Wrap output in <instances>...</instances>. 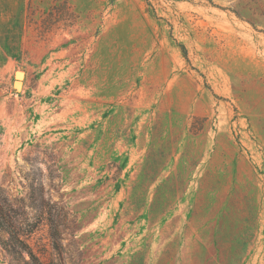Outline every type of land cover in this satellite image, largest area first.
I'll list each match as a JSON object with an SVG mask.
<instances>
[{"label": "rangeland", "instance_id": "1", "mask_svg": "<svg viewBox=\"0 0 264 264\" xmlns=\"http://www.w3.org/2000/svg\"><path fill=\"white\" fill-rule=\"evenodd\" d=\"M28 251L264 264V0H0V264Z\"/></svg>", "mask_w": 264, "mask_h": 264}, {"label": "bare ground", "instance_id": "2", "mask_svg": "<svg viewBox=\"0 0 264 264\" xmlns=\"http://www.w3.org/2000/svg\"><path fill=\"white\" fill-rule=\"evenodd\" d=\"M22 76H23L22 73H18V71L16 72V74H15V81H17V82L15 83V87H17V88H20L21 87L22 82L19 81V80L22 78Z\"/></svg>", "mask_w": 264, "mask_h": 264}, {"label": "trees", "instance_id": "3", "mask_svg": "<svg viewBox=\"0 0 264 264\" xmlns=\"http://www.w3.org/2000/svg\"><path fill=\"white\" fill-rule=\"evenodd\" d=\"M25 248H26V247H25ZM28 254H29V256H30V260L32 261V263L37 264V261H36L35 257L32 255V253H31L30 251H28Z\"/></svg>", "mask_w": 264, "mask_h": 264}, {"label": "water", "instance_id": "4", "mask_svg": "<svg viewBox=\"0 0 264 264\" xmlns=\"http://www.w3.org/2000/svg\"><path fill=\"white\" fill-rule=\"evenodd\" d=\"M18 73H21V72L18 71ZM16 82H17V81H14V82H13V87H14L15 90H19V88L15 87V83H16Z\"/></svg>", "mask_w": 264, "mask_h": 264}]
</instances>
